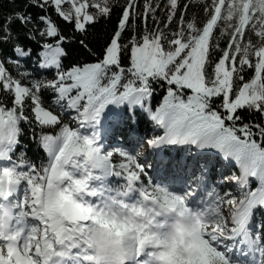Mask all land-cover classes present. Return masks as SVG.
I'll return each mask as SVG.
<instances>
[{
  "label": "snow or ice",
  "instance_id": "snow-or-ice-1",
  "mask_svg": "<svg viewBox=\"0 0 264 264\" xmlns=\"http://www.w3.org/2000/svg\"><path fill=\"white\" fill-rule=\"evenodd\" d=\"M0 264H264V0H0Z\"/></svg>",
  "mask_w": 264,
  "mask_h": 264
},
{
  "label": "trees",
  "instance_id": "trees-1",
  "mask_svg": "<svg viewBox=\"0 0 264 264\" xmlns=\"http://www.w3.org/2000/svg\"><path fill=\"white\" fill-rule=\"evenodd\" d=\"M4 7H7V0H4ZM104 31L105 29H104L103 24L97 25V31H96L97 36H102L104 34Z\"/></svg>",
  "mask_w": 264,
  "mask_h": 264
}]
</instances>
